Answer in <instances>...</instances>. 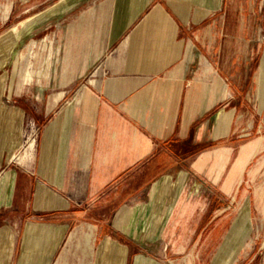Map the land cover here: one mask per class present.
<instances>
[{"label": "crops", "instance_id": "obj_1", "mask_svg": "<svg viewBox=\"0 0 264 264\" xmlns=\"http://www.w3.org/2000/svg\"><path fill=\"white\" fill-rule=\"evenodd\" d=\"M18 1L0 0V29ZM262 6L77 0L43 15L36 28L79 9L71 54L96 68L76 97L35 99L29 132L27 108L0 103V264H264Z\"/></svg>", "mask_w": 264, "mask_h": 264}, {"label": "rangeland", "instance_id": "obj_2", "mask_svg": "<svg viewBox=\"0 0 264 264\" xmlns=\"http://www.w3.org/2000/svg\"><path fill=\"white\" fill-rule=\"evenodd\" d=\"M59 1L60 0H19V9L21 11L23 10L25 13L20 15V17L14 15L11 18V22L0 29V36L7 33L10 28L20 21L31 16V14L34 15L47 11L49 10L48 8L54 6ZM215 1L216 0H193V3H209L211 5ZM78 12H80L79 9L77 12L72 10L60 18L51 20L45 28H36L37 25H40L41 21L37 23L34 27L33 34H28L23 38L8 59L5 67L0 71V81L2 77H5L4 89L0 92V103L27 108V132L30 130L31 122H33L32 120L40 117L45 110L42 104L43 102H35V99L43 100L53 98L61 93L65 94L67 100L76 97L84 85L89 82L96 68L88 67L89 63L87 58H82L81 63H75L71 54L70 39L75 33L74 14ZM47 13H45V15ZM260 13L264 19V6H262ZM80 24L82 28L79 27ZM78 27V33L80 31L82 33L85 32L82 21L81 23L78 22ZM260 37H262L264 47V23ZM57 85L63 88H55ZM1 86L2 84L0 83V87ZM15 115L19 116L17 111ZM23 140H26V138H23ZM23 148L24 146H22V149ZM15 165L16 163L14 162L12 164L13 168ZM2 172H5V169ZM6 177L4 178L3 185H7ZM7 188V197L9 198L12 187L9 189L7 185ZM258 241L259 243L264 241V233L259 234ZM261 246L256 250L258 255L262 252L260 249ZM245 253L246 251L242 250L240 256L243 257ZM145 260L148 262L150 261L149 264H157L152 260ZM247 262L248 260H246V263ZM126 264L136 263L135 260L133 261L132 259Z\"/></svg>", "mask_w": 264, "mask_h": 264}, {"label": "bare ground", "instance_id": "obj_3", "mask_svg": "<svg viewBox=\"0 0 264 264\" xmlns=\"http://www.w3.org/2000/svg\"><path fill=\"white\" fill-rule=\"evenodd\" d=\"M77 0H60L59 2H57L54 6H51L50 8H48L49 10L47 11H43L37 14H34L31 16H29L28 18L20 21L18 24H16L15 26H13L12 28H10L8 30L7 33H5L4 35L0 36V71L5 67L8 59L10 58V56L12 55V53L14 52V50L16 49V47L19 45V43L23 40L24 37H26V35H28L30 33V31L32 29H34V27L37 25V23H39L41 21V17L43 15H45V13H50V12H54V11H58L59 9L63 8V7H69L71 5L74 4V2H76ZM65 9V8H64ZM234 12V11H233ZM236 12V11H235ZM230 13V12H229ZM228 13V14H229ZM235 15V14H234ZM240 15V14H239ZM228 16V15H227ZM233 16V15H232ZM234 17V16H233ZM237 17V16H236ZM235 19V18H234ZM227 20V19H226ZM231 20V19H230ZM233 20V19H232ZM231 20V21H232ZM239 20V19H238ZM245 21V20H244ZM233 22V21H232ZM229 23V22H228ZM254 24V23H253ZM227 25V24H226ZM229 25V24H228ZM245 25V24H244ZM255 25V24H254ZM234 26V25H233ZM240 26V24H239ZM229 28V27H228ZM236 28V27H235ZM234 28V29H235ZM230 29V28H229ZM233 29V28H232ZM237 29V28H236ZM232 31V30H230ZM236 31V30H235ZM243 31V30H242ZM256 31V30H255ZM228 32V31H227ZM231 33V32H230ZM246 33V32H245ZM226 34V33H225ZM237 35V34H236ZM248 35V34H247ZM235 36V34H234ZM241 37V36H240ZM244 37V36H243ZM25 40V39H24ZM4 82H5V77H2L0 83L2 84V88L0 87V92L2 89H4ZM1 111H4L3 109H1ZM9 112L5 113L6 115ZM6 183L9 187V189H11L12 187V183H13V176L11 174H8L6 177ZM248 236V235H247ZM89 241V240H88ZM89 244V243H88ZM87 246V245H86ZM87 250V249H86ZM92 252V251H91ZM85 261V260H84ZM150 262V261H149ZM115 264H123V260L120 257L119 260L115 263ZM139 264H144V262L142 261Z\"/></svg>", "mask_w": 264, "mask_h": 264}]
</instances>
